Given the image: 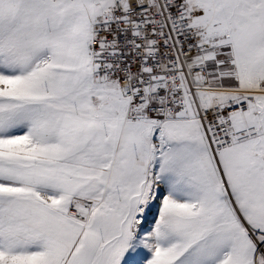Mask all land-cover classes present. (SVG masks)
<instances>
[{
	"label": "snow or ice",
	"instance_id": "1",
	"mask_svg": "<svg viewBox=\"0 0 264 264\" xmlns=\"http://www.w3.org/2000/svg\"><path fill=\"white\" fill-rule=\"evenodd\" d=\"M0 264H264V0H0Z\"/></svg>",
	"mask_w": 264,
	"mask_h": 264
}]
</instances>
